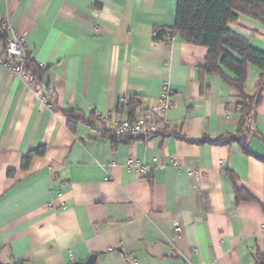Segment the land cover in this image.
Returning <instances> with one entry per match:
<instances>
[{
    "label": "crops",
    "instance_id": "1",
    "mask_svg": "<svg viewBox=\"0 0 264 264\" xmlns=\"http://www.w3.org/2000/svg\"><path fill=\"white\" fill-rule=\"evenodd\" d=\"M177 2L0 0V23L24 37L57 97L48 107L0 64V263L95 255V264H259L264 89L252 129L241 126V97L205 71L208 48L155 40L175 25ZM230 27L264 52L263 23L239 15ZM260 73L248 65V94ZM165 82L175 106L159 113ZM142 110L165 119L164 134L117 137L95 117L135 119ZM220 136L234 140L187 141ZM131 158L146 171L128 166ZM238 189L251 199L238 200Z\"/></svg>",
    "mask_w": 264,
    "mask_h": 264
},
{
    "label": "trees",
    "instance_id": "2",
    "mask_svg": "<svg viewBox=\"0 0 264 264\" xmlns=\"http://www.w3.org/2000/svg\"><path fill=\"white\" fill-rule=\"evenodd\" d=\"M239 15H245L264 24V0H178L175 25L168 29L158 30L155 33L156 41L173 40L181 37L185 41L205 46L209 53L206 59L205 71L219 74L225 82L232 85L242 102L239 104L242 124L248 125L251 130L257 108L262 101L264 89V52L253 47L242 35L235 32L230 24L235 22ZM8 35L3 33L1 41H6ZM252 64L260 69V78L257 83L258 92L255 95L246 92L248 65ZM27 73L33 75L44 88L45 96L54 107L57 102L56 95L50 85L45 81L46 70L34 62L29 55L25 61ZM227 70L231 76L225 73ZM71 119L73 118L70 115ZM96 120L102 125L108 123L101 121L96 114ZM134 119V118H133ZM165 128V126H164ZM155 135L164 134L166 129ZM112 134L123 138H137L130 135H119L112 128ZM184 138V137H183ZM186 139V138H185ZM187 140V139H186ZM234 137L220 136L216 139L203 138L202 140H187L193 143L229 144ZM247 154H253L247 146V140L238 139ZM45 149L40 147L28 154L23 166L27 167L34 155L43 154ZM236 198L251 199L246 192L236 190ZM259 264H264V254L259 255ZM3 264V263H0Z\"/></svg>",
    "mask_w": 264,
    "mask_h": 264
},
{
    "label": "built area",
    "instance_id": "3",
    "mask_svg": "<svg viewBox=\"0 0 264 264\" xmlns=\"http://www.w3.org/2000/svg\"><path fill=\"white\" fill-rule=\"evenodd\" d=\"M3 33L8 35L4 43V49L0 52V64H2L10 73L11 76L20 79L28 88L29 92L35 98L40 99L53 108L49 103L44 93V88L41 83L33 75L27 73L25 61L28 56L26 42L23 36L18 35L11 27L9 20H3L0 23V37ZM175 106V102L171 99V88L169 82H165L162 87V93L158 99L157 106L154 108L159 113H165ZM101 121L108 123L112 130L119 135L130 136H152L163 130L165 119L158 115H153L148 110H142L139 117L135 119H115L112 120L107 115H98ZM128 166H136L143 172L146 171V166L136 159H129ZM198 175V172H191ZM177 233L181 232L180 227H176ZM177 255V252H173ZM133 264H138L136 259H133Z\"/></svg>",
    "mask_w": 264,
    "mask_h": 264
},
{
    "label": "water",
    "instance_id": "4",
    "mask_svg": "<svg viewBox=\"0 0 264 264\" xmlns=\"http://www.w3.org/2000/svg\"><path fill=\"white\" fill-rule=\"evenodd\" d=\"M95 261H96V256L93 255L86 262H75L74 264H95Z\"/></svg>",
    "mask_w": 264,
    "mask_h": 264
}]
</instances>
